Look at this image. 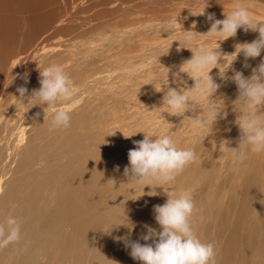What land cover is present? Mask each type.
<instances>
[{"label": "bare ground", "instance_id": "1", "mask_svg": "<svg viewBox=\"0 0 264 264\" xmlns=\"http://www.w3.org/2000/svg\"><path fill=\"white\" fill-rule=\"evenodd\" d=\"M135 1L0 0V223L14 215L21 224L20 239L0 248V264H138L112 239L126 229L111 235L101 230L121 222L123 199L142 194L137 187L130 195L119 183L125 181L127 153L144 133H166L178 147L194 148L197 159L157 196L126 201L130 218L155 227L153 205L165 202L164 193L187 190L194 203L190 223L202 241L214 245L216 264H264V152H249L239 162L223 142L218 148L221 139L237 146L230 107L205 139L207 129L193 130L187 117L162 113L165 122L153 109L163 95L154 89L160 82L154 75L163 77L164 67L176 71L195 45H218L199 41L200 34L182 37L192 36L182 30L199 33L197 26L178 29L175 42L166 38L162 11L141 18ZM188 41L187 50L174 48ZM50 64L62 66L76 89L67 128L51 126L49 107L30 108L14 97L22 85L29 93L38 88V68ZM210 75L221 85L216 97L226 103L236 98L234 83L221 80L218 69ZM181 78L194 86L187 74ZM109 179L117 181L114 187ZM141 231L137 227L131 238Z\"/></svg>", "mask_w": 264, "mask_h": 264}, {"label": "clouds", "instance_id": "2", "mask_svg": "<svg viewBox=\"0 0 264 264\" xmlns=\"http://www.w3.org/2000/svg\"><path fill=\"white\" fill-rule=\"evenodd\" d=\"M206 7L207 5L197 15H204ZM207 20L211 22L210 28L204 34L213 36L223 34L222 40L235 37L238 30H252L259 35L251 42L238 43L231 54H223L219 50L218 42L222 40H216L218 47L205 48L195 45L189 49L192 53L191 57L184 60L176 71L173 72L171 68L163 66L166 69L163 77L154 75V79L160 80L158 88L154 87V89L163 95L160 105L153 109L159 110L160 117L165 122L162 113L187 117L193 130L199 132L207 129L205 139L217 131L216 125L220 120L227 118L230 107L235 114L233 123L239 130L237 146L229 147L231 141L221 139L218 148L223 142L224 148L232 153L237 161L243 162L249 152H264V57L261 56L264 52V25L256 23L253 27L254 21L249 10L240 4L233 6L229 14H224L223 19H216L215 14L208 13ZM182 31L191 33L190 38L199 34L193 30ZM241 54L244 58L243 67L251 68L248 76L232 67L233 62ZM226 56L232 57L230 62L225 59ZM257 57H261L259 64L251 67L247 61L255 60ZM214 68L219 70L221 80H230L235 84L237 95L234 100L226 103V97H216L215 94L221 85L210 75ZM221 68H223L222 74ZM38 71L39 87L29 93L27 87L22 85L16 89L18 96L14 97L21 104L31 103L30 108L49 107L50 124L53 128L69 127L71 105L68 102L76 93L73 82L64 68L58 64H50L42 70L38 68ZM229 71L232 72L231 76L226 75ZM169 73L172 76L171 82ZM182 73L194 80V86L187 87V82L181 78ZM12 77L11 83L16 78L13 75ZM22 79L26 85L27 74ZM170 83L175 84L176 87L170 86ZM197 95L204 101L203 105L196 102L194 97ZM62 104L66 106H59ZM186 112L192 115L185 116ZM105 137L103 139L106 143ZM214 143L217 149V144L215 141ZM133 144L134 147L127 153L128 163L123 169L125 181L120 182L119 185L126 184L130 195L139 187L142 194L135 199H123L121 222L112 224L107 231H101L111 235L114 229L121 227L126 229V234L112 236V239L121 243L128 250V255L138 264H216L214 245L202 241L190 223L194 203L189 191H181L178 194L173 192L171 195L164 193L167 197L165 202L152 207L155 227L147 223L134 222L125 207V202L128 200L135 201L144 195L157 196L159 194L157 189L162 190L163 185L172 184L176 175L197 159L195 149L178 147L173 138L166 133L161 135L144 133L143 139L133 141ZM212 150L215 149L212 147ZM115 170L118 171L119 166H116ZM109 180L113 182L114 187L117 181ZM145 188L148 189L147 192L144 191ZM137 227L142 231L137 239L133 240L131 236ZM20 234V221L16 216L8 215L0 223V248L18 241Z\"/></svg>", "mask_w": 264, "mask_h": 264}, {"label": "rangeland", "instance_id": "3", "mask_svg": "<svg viewBox=\"0 0 264 264\" xmlns=\"http://www.w3.org/2000/svg\"><path fill=\"white\" fill-rule=\"evenodd\" d=\"M134 3L138 4L139 8H141L138 10L142 11V13L139 15L141 18L151 19L152 11L156 9L162 11L164 16L163 22L168 27V29L165 30L163 34L170 40H173L174 38L176 39L180 36L178 29H189L195 25V27H200L199 34L201 39L199 41H203L204 43L207 42L217 46L216 40H222L223 34L214 36L204 34L209 30L211 23L207 20V14L213 13L215 14L216 19H223L224 14H229L233 6L236 4H240L249 10L254 21V24L252 25L253 27L256 23L264 25V0H136ZM77 4H80V2L76 1L73 5ZM206 5L207 7L205 9V14L197 15L202 12ZM258 35V32L252 30H238L235 37H230L218 42L219 50L223 54H231L235 50V46L238 43L251 42L252 40L257 39ZM182 37L190 38V35L185 33L182 34ZM173 41L175 42V40ZM188 42L190 45L175 44L174 48L179 51L187 50L186 48L190 47L192 43L190 41ZM261 56L264 57V52H262ZM225 59L230 62L232 57L226 56ZM260 59L261 57H257L252 64L250 59L247 61V63L251 67H254L259 64ZM243 64L244 58L241 54L237 57L236 61L233 62V65L236 69H244ZM247 71H251V68H247Z\"/></svg>", "mask_w": 264, "mask_h": 264}]
</instances>
